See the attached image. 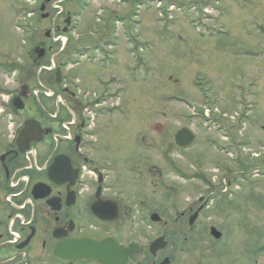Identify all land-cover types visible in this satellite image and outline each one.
Masks as SVG:
<instances>
[{
	"label": "rangeland",
	"instance_id": "rangeland-1",
	"mask_svg": "<svg viewBox=\"0 0 264 264\" xmlns=\"http://www.w3.org/2000/svg\"><path fill=\"white\" fill-rule=\"evenodd\" d=\"M65 6L63 14L68 9L80 21L67 32V48L58 53L59 44L48 50L52 42L46 32L52 29L55 12L47 0H0V49L15 53L21 72L30 70L27 83L33 87L39 61L34 60L32 48L44 42L41 64L55 55L56 61L72 65L62 67L70 90L111 93L109 104L116 105L110 109L119 114L102 118L100 127L113 124L123 130L131 124L144 129L148 143L161 141V180L181 186L175 190L163 186L155 193L149 187V212L157 210L163 219H173L182 211L179 206L211 198L203 218L224 227L228 251L257 250L256 238L264 230V176L251 177V181L240 177L241 172L264 165L262 155L259 165L251 160L261 148L255 149L254 141L249 144L255 135L264 136V0H76ZM42 13L49 17L43 18ZM63 21L61 16L57 26H64ZM86 55L95 60L85 59ZM46 76L41 72L38 82L44 84ZM52 88L58 91L57 86ZM241 89L246 94L238 93ZM204 107L211 108V119L218 120L215 124L230 130V141L218 138L216 145L209 143L215 131L201 126L194 128L199 132L195 146L178 149L174 140L180 126L192 123L194 127L198 119L206 123L202 116L191 119L195 110L203 114ZM43 108L56 110L53 100L43 99L31 104L30 116L57 131L59 121L49 118ZM240 111L247 118L236 114ZM36 145L48 152L51 135ZM224 146L227 152L217 151ZM147 154L149 160L157 152L150 148ZM114 162L120 179L131 178L129 162L121 158ZM246 162L250 167L243 165ZM179 171L212 176L211 192L203 182L190 192L185 186L191 183L179 177ZM258 250L264 252L262 247ZM263 259L260 254V262Z\"/></svg>",
	"mask_w": 264,
	"mask_h": 264
},
{
	"label": "flooded vegetation",
	"instance_id": "flooded-vegetation-1",
	"mask_svg": "<svg viewBox=\"0 0 264 264\" xmlns=\"http://www.w3.org/2000/svg\"><path fill=\"white\" fill-rule=\"evenodd\" d=\"M32 49L39 56L43 49L45 55L42 41ZM51 49L49 46L48 50ZM30 75V70L21 72L13 51L0 49V264H264V259L259 260L264 252L258 250L264 248L259 246L264 230L256 238L257 250L228 251L224 227L203 218L211 198L200 197L179 206L182 211L173 219H163L157 210L148 211L149 189L155 193L163 186L175 190L181 185L170 186L161 180V141L148 143L144 129L131 124L123 130L113 124L99 126L102 118L119 114L114 110L100 114L94 138H90L88 129L82 128V123L73 130L79 138L62 140L57 146L51 145L48 152L38 148L37 166L27 163L19 151V136L26 121L38 122L43 140L50 135L42 122L30 116L31 104L43 100L31 94L27 83ZM53 86L59 87L58 91L53 90L55 96L66 94L56 83ZM79 112L82 114L83 110ZM44 113L50 118L47 111ZM216 120L207 118L206 123L211 122L207 128L201 124L208 131H215L210 134L213 138L209 143L213 144L218 143V138L225 140L230 131L222 123L215 124ZM201 126L192 127L190 123L195 142L189 148L175 143L178 149L193 148L199 134L194 128ZM106 134L109 137L105 140ZM253 141V147L261 149L250 157L259 165L260 155L264 161V136L255 135L249 144ZM33 144L38 143L31 141ZM150 148L157 154L148 160ZM226 149L224 146L219 151ZM58 155H64L69 166L64 162L53 177L50 167ZM117 158L129 162L131 178L126 181L120 179L115 169ZM246 163L243 165L249 166ZM254 168L247 173L259 180V176H264V165ZM178 176L191 183L185 186L190 192L200 187L198 182H203L209 192L212 190V176H194L184 171H179ZM247 180L251 181L250 177ZM256 195L258 199L257 191ZM213 228L220 234H213Z\"/></svg>",
	"mask_w": 264,
	"mask_h": 264
},
{
	"label": "water",
	"instance_id": "water-1",
	"mask_svg": "<svg viewBox=\"0 0 264 264\" xmlns=\"http://www.w3.org/2000/svg\"><path fill=\"white\" fill-rule=\"evenodd\" d=\"M42 10L45 9V5H42ZM46 15H44V17H46ZM70 21V19L68 18V22ZM67 31V28H64V32ZM42 55L44 53V50H42ZM57 76V82H61V71L60 69L57 70L56 73ZM54 77L51 76L49 79V83H51ZM21 94H26L24 91H22ZM20 108H23V106L20 104L19 106ZM38 123L34 120H29L26 122L25 127L22 129L21 134H20V139H19V150L21 152H24L26 149H28L29 147V143L33 140L35 141H40L43 136H42V131H39L38 128ZM50 130H46V133H49ZM79 138V137H77ZM176 141L180 146L183 147H188L190 146L193 141H194V134L193 132L188 129V128H184L182 130H180L177 135H176ZM65 164L67 166H69V160L64 156V155H59L57 157H55L51 167H50V174L53 176L56 172L55 171H60V169L62 168V164ZM54 177V176H53ZM155 219H158V216H154ZM194 218V217H193ZM212 233L213 234H220L219 232L216 231L215 228L212 229Z\"/></svg>",
	"mask_w": 264,
	"mask_h": 264
}]
</instances>
